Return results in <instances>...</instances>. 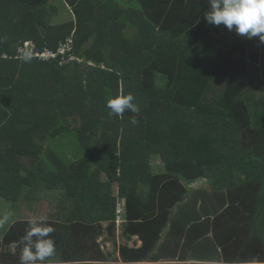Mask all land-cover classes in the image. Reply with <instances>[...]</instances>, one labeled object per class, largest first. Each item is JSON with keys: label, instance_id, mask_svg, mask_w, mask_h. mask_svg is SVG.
Wrapping results in <instances>:
<instances>
[{"label": "trees", "instance_id": "trees-1", "mask_svg": "<svg viewBox=\"0 0 264 264\" xmlns=\"http://www.w3.org/2000/svg\"><path fill=\"white\" fill-rule=\"evenodd\" d=\"M60 4L70 19L58 23ZM208 9L207 0H0V203L61 193L54 216L34 219L54 229L44 264L103 257L82 234L95 242L116 220V184L150 227L193 195L195 225L233 221L235 236L215 237L223 252L264 257V44L209 25ZM68 39L56 58L20 52L27 42L58 52ZM129 93L139 111L109 115L108 100ZM154 158L165 171L154 174ZM31 221L0 234V264H19Z\"/></svg>", "mask_w": 264, "mask_h": 264}, {"label": "crops", "instance_id": "crops-1", "mask_svg": "<svg viewBox=\"0 0 264 264\" xmlns=\"http://www.w3.org/2000/svg\"><path fill=\"white\" fill-rule=\"evenodd\" d=\"M154 159L152 160V167ZM155 170L153 167L154 174H159L165 171V167L163 165L160 170ZM183 184L187 189H210L208 184L201 182L188 184L183 181ZM114 188H116L114 196L118 197L116 220L101 223L102 230L99 233H95V242L90 240V237L86 238L82 234L83 242L90 245L93 243L94 251L98 248L96 245H99L105 258H97L99 254L96 253V258H89L88 260L78 259L76 262H64L62 260L63 262L59 263L58 260L57 263L52 264H264V257H261L260 254L252 249L242 250L241 248V250H237L233 247L232 249L235 251L223 252L215 237H228L234 234L227 226V223L233 222L229 220V216H227L226 221L219 222H214L213 218L204 229L202 226L195 225L196 222L192 219L196 210L194 204L196 199L193 195L192 197L184 198L181 203L170 210L167 218L164 216L161 222L159 221L158 224L153 223L154 225L150 227L147 224L148 222L141 218L143 217L142 214L146 212V208L129 209L126 198L120 197L118 194V185H114ZM140 191L147 194L149 188L143 187ZM214 206V201L212 199L209 200L208 210H218ZM53 211L55 212L56 209L52 210L51 216H54ZM139 214L140 216H137ZM19 220L31 219L20 218ZM240 222L238 221L237 223L239 224ZM111 223L112 226L110 227ZM153 227L161 230L149 232V229ZM149 236L152 238L158 237L156 246H153L149 253L137 255L134 251L141 250ZM106 243L114 248L113 250L108 249V253L104 250ZM125 248H128V252L125 251ZM132 257H136V259Z\"/></svg>", "mask_w": 264, "mask_h": 264}, {"label": "clouds", "instance_id": "clouds-1", "mask_svg": "<svg viewBox=\"0 0 264 264\" xmlns=\"http://www.w3.org/2000/svg\"><path fill=\"white\" fill-rule=\"evenodd\" d=\"M207 2L209 9L204 13V20L209 25H223L229 31L234 30L237 36L243 39L258 38L259 42L264 44V0H207ZM133 100L134 97L130 93L109 99L107 102V107L111 110L109 115L120 116L125 110L138 112L139 109ZM8 219V215L0 217V225L5 224ZM53 231L54 229L43 221H31L21 239L24 247L19 264H37L38 261L44 264L55 251V241L50 238Z\"/></svg>", "mask_w": 264, "mask_h": 264}, {"label": "rangeland", "instance_id": "rangeland-1", "mask_svg": "<svg viewBox=\"0 0 264 264\" xmlns=\"http://www.w3.org/2000/svg\"><path fill=\"white\" fill-rule=\"evenodd\" d=\"M60 7L63 6L60 4ZM61 17L58 18V23L65 22L66 20L70 19V12L69 10L66 11V8L61 9ZM73 15V14H72ZM74 16V15H73ZM29 45V44H28ZM31 47V46H30ZM100 75V74H99ZM58 144V143H57ZM69 159V161H72L71 157H66ZM163 163L160 162L158 158L154 159L153 167L154 169H161L163 167ZM155 170V171H156ZM107 178L104 175L103 180L105 181ZM116 191V188H114ZM61 193L60 192H54V191H44L39 190L36 191L33 196H30L27 200L19 201L17 204H8L0 203V217H3L4 215H8L9 219L7 222L3 225H0V234L4 232L10 225L19 220L20 218L23 219H42L48 217L49 214L52 213V210H54L57 207L58 202L61 200ZM104 245V244H103ZM105 251L108 253V249L113 250V246L109 244H105Z\"/></svg>", "mask_w": 264, "mask_h": 264}, {"label": "built area", "instance_id": "built-area-1", "mask_svg": "<svg viewBox=\"0 0 264 264\" xmlns=\"http://www.w3.org/2000/svg\"><path fill=\"white\" fill-rule=\"evenodd\" d=\"M29 44V45H28ZM73 40L68 39L66 43L62 44L58 52H53L51 50L46 49L44 52H38L35 50V45L31 42H27L24 48L20 49L21 53H25L28 56H37L43 59H51L56 58L58 54H65L67 50L72 49ZM31 46V47H30ZM71 59H76V57H72Z\"/></svg>", "mask_w": 264, "mask_h": 264}]
</instances>
